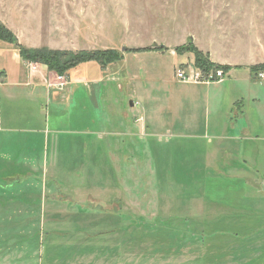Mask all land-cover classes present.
I'll return each instance as SVG.
<instances>
[{
	"label": "rangeland",
	"instance_id": "rangeland-1",
	"mask_svg": "<svg viewBox=\"0 0 264 264\" xmlns=\"http://www.w3.org/2000/svg\"><path fill=\"white\" fill-rule=\"evenodd\" d=\"M0 18L10 22L14 28L21 27L23 44L20 45L30 49L73 52L115 50L124 56L129 50L151 49V46H160L161 43L168 42L172 36L175 37L174 34L192 33L197 29L214 30L215 32L234 31L239 33L235 35L236 41H242V38L246 39L248 35L250 42L264 44V0H0ZM2 21L0 20V23L9 29ZM12 33L18 41L17 35ZM206 38L210 43V36ZM191 44L194 46L189 40L180 47H190ZM134 47L140 48L131 49ZM186 53L194 55L189 50L179 52V54ZM247 56L248 46L246 45L236 48L230 57L234 60H245ZM120 62L105 67L96 62H88L73 67L63 75L50 71L40 62L29 63L35 68H42L49 72L53 82L60 86L61 83H66L70 74L79 69L89 68V70L85 69L84 74L95 78L94 75L98 71H106L110 74H113L116 68L119 71L120 66L117 64ZM141 63V68L144 69L143 74L151 71V73L161 74L162 78H170L176 74L178 70L176 68L186 65H179V63L175 65L170 57L159 60H142ZM60 77L62 79H59ZM225 79L228 80V76ZM94 87L99 93L103 90L102 88L105 90L107 87L105 91L111 98V104L108 106L115 115L113 118L118 119L115 111L117 114L121 112L124 125L126 117H128L127 121H131L133 116H137L138 111L141 113L145 107L155 111L167 105L166 94L162 93L163 90L157 93L154 99H147L135 96L133 90L128 91L125 88L120 90L115 80L105 81ZM131 103H134L135 107H131ZM85 107H88L87 112L92 122L89 130L90 136L86 137L79 134L62 133L70 130V128L67 130L70 123L67 115L64 114L65 109L58 111L53 106L44 103L43 113L40 112L38 116V108L33 114L30 109L27 113L22 107V117L27 118H22V129L27 130L19 136L23 141H28L27 146L22 147L25 150L23 153L30 151L34 155L46 153L50 160L48 179H35V185L45 187L47 181L48 185L55 188V185L62 183L52 177L54 173L51 172L56 149H58V158L64 160L59 163L60 171L65 176L68 175L64 183L69 182L70 186L87 185L97 188L105 185L104 180L106 179L101 176L102 170L107 169L114 173L115 165L107 160L109 150L114 148V143L112 142L110 147L107 142L108 138L107 140L101 139L98 133L92 135L99 128V125L93 124V121L101 122L102 116L95 113L93 105L88 104ZM58 112L61 120L53 125L54 113ZM153 114H151L152 117H158V114ZM166 124L167 122L158 125L157 129L152 130L153 135L143 137L138 144L137 139L133 140V144L136 143L135 147L139 150V159L145 163L146 169L150 170L149 174L150 172L156 174L147 177V171L144 170L142 176L138 178L137 196L143 205L138 212V220L135 219V215L131 214L132 211L129 208L125 209L130 201V196L125 193L123 194L122 215L119 211L116 212L118 218L103 216V210L93 207L90 211L92 213L90 222H83L79 218L74 219V216L67 217L70 218L68 223L60 221L59 224H55L56 227H53L59 233L56 241L66 242L67 239H74L70 242V245H74L71 253L66 254L62 247L58 248L55 255L54 252L52 253L55 258H63L60 264L66 263L67 258L72 264H224L226 262L264 264V225L263 221L256 218L258 214L256 211L248 210L246 218L240 221L244 223L243 225L234 222L230 227L225 224L224 226L217 225L214 222L204 226L202 223L193 225L192 222H188L185 224V220L162 218L163 215L166 217V214L178 217L189 212L186 207L194 204V201H199L204 205L206 202V204L227 206L242 205L245 202L244 192L241 189L243 183L240 179L229 177L227 156L220 157L216 161H206L207 146L202 145L198 139L168 138V130L172 128H168ZM46 128H50L48 132H44ZM56 129L63 131L50 132ZM125 131H127L126 128ZM171 132L172 134L178 133V129H172ZM6 137L7 135L0 134V138ZM88 137L92 140L91 152L86 163H82L80 145ZM131 147L130 144L123 146L122 165L124 169L129 168ZM104 152H106V157L102 156ZM74 172L82 174V177H76ZM129 178L123 177L121 182L123 187L125 182L127 186H130ZM110 181V185L117 184L119 177H112ZM48 191L50 193L51 190L48 189ZM163 192L166 193L163 194ZM37 195L40 194L37 193ZM198 197L201 199L195 200ZM258 200H261L260 195H257L256 201ZM147 201L148 203L155 201V206L159 205L160 209H146ZM161 202L169 203L171 211L166 212L161 209ZM70 204L77 212H81L82 206L85 207L80 202ZM109 212L114 213L115 211ZM58 219L64 220L65 218L60 216ZM228 228L232 230L234 238L227 233ZM217 230H225V234H214ZM46 231L48 234L50 230ZM63 233L69 235L61 236ZM100 233L123 236L153 235L156 240L119 236L120 238L106 239L108 241L89 243L78 242L75 238ZM164 235L170 236L172 248L179 246L180 236L188 239V247L191 245L193 248V238L202 247L197 246L191 251L188 250L187 255L186 253L179 255L177 249L169 248L168 241L164 240L166 238H162ZM64 236L69 238L66 239ZM48 243H45L46 247ZM89 245L90 248H87ZM241 253L245 254L243 256L245 259H241ZM258 254H262L263 257H257ZM233 255H236V258H229ZM45 256L47 257V251ZM36 258L38 259V256Z\"/></svg>",
	"mask_w": 264,
	"mask_h": 264
},
{
	"label": "crops",
	"instance_id": "crops-1",
	"mask_svg": "<svg viewBox=\"0 0 264 264\" xmlns=\"http://www.w3.org/2000/svg\"><path fill=\"white\" fill-rule=\"evenodd\" d=\"M0 20H3L2 22L17 35L19 44H23L21 27L14 28L10 22L2 18ZM203 34H206L205 37ZM236 34L239 33L201 29L192 33L174 34L175 37L172 36L171 40H167L168 42L161 43L160 46H151V49L161 48L162 50L125 53L124 59L117 64L120 70L117 71L116 67L114 69L115 74L98 71L94 75L95 78H91L84 74L86 68H82L70 74L62 87H58V83L53 82L49 72L42 68H35L31 63L23 60L15 45L0 41V134L7 135L6 138H0V264H60L63 258H55L52 253L54 252L55 255L58 248L61 249L60 247L65 250L66 254L71 253L74 245H70V242L74 239H67L69 237L64 236L68 241H56L59 233L53 228L57 226L55 224H59L60 221L68 223L70 218L67 217L69 216H74V219L79 218L83 222H90L91 207L103 210V216L118 218L116 212L119 211L121 214L123 211L124 193L130 196L129 204L125 206V209L129 208L132 211L131 214L135 215L136 218H134L138 220V212L143 207L137 196L138 178L142 176L144 170L147 171V177L156 174L155 172L149 174L150 170H147L145 163L139 159V150L135 147L136 143L133 144V140L137 139V144L140 143L143 137L153 135L152 130L165 122L168 128L178 129V133L175 134H172V129H169L168 138L198 139L202 145L207 146L206 161H216L220 157L227 156L229 177L240 179L243 183L241 189L244 192L245 202L242 205L227 206L206 204V202L204 205L199 201H194V204L190 205L192 207H186L189 212L185 210L186 213L178 217L166 214V217L163 215L162 218L185 220V224L188 222H192L193 225L202 223L204 226L214 222L217 225L224 226L225 224L230 227L234 222L243 225L244 223L240 221L246 218L250 210L258 212L256 218L263 221L264 225V81L259 80L250 69L253 66L264 64V44L250 42L248 35L246 39L236 41ZM206 36H210V43ZM189 40L200 51L208 54L213 64L231 67L225 73V77L228 76L229 79L224 78L222 82L211 84H185L176 78V74L170 78H162L161 74L151 73V71L142 73L144 70L141 68L142 60H159L170 57L175 65L176 63L186 64L176 70L194 66L193 54H179L174 51ZM246 45L248 56L245 60H234L230 57L236 48ZM138 48L140 47L131 49ZM110 80H115L120 90L124 88L128 91L133 90L135 96L147 99H154L157 93L163 90L162 93L166 94L167 105L155 111L145 107L141 113L138 111V115L133 116L131 121H127L128 117H126L124 125L121 112L117 114L115 111L118 119L113 118L115 115L108 106L111 104V98L106 92L107 87L106 91L102 88L100 93L94 87ZM44 103L53 106L58 111L65 109L64 114L67 115L70 123L67 127V130L70 128L68 131L56 129L50 132L63 131L62 133L66 134L90 136L89 130L92 122L87 112L88 107L85 106L93 105L95 113L102 116L101 122L93 121V124L97 123L99 128L92 135L98 133L101 139L107 140L108 138L107 142L110 147L112 142L114 143V148L109 150L107 160L115 165L114 173L107 169L102 170L101 176L106 179L104 180L105 185L97 188L87 185L75 187L65 182L66 185L64 179L68 175L65 176L60 171L59 163L64 160L58 158V149H56L55 160H52L51 172L54 173L52 177L62 183L59 182L61 184L55 185V188L48 185L47 181L45 187L35 185V179H48L50 160L46 153H39V155H34L31 151L23 153L25 150L22 147L27 146L28 141H23L19 136L27 130L22 129V118L27 119L22 117V107L27 113L30 109L33 114L38 108L39 116L40 112L43 113ZM131 107H135V104L131 103ZM152 113L158 114V117H152ZM54 116L53 125H56L61 117L59 112L54 113ZM125 128L127 131L124 132ZM48 129L50 128H46L44 132H48ZM13 137L19 139H11ZM91 144L92 140L88 137L80 145L82 163H86L90 156ZM127 144L132 145L131 157L129 168L124 169L122 150ZM102 156L106 157V152ZM206 166L209 167V165ZM74 174L76 177H82V174L75 172ZM116 176L119 177V182L110 185V179ZM123 177H130L128 180L131 187L127 186L126 182L125 188L123 187L121 183ZM48 189L51 190L50 193ZM257 195H260L261 200L256 201ZM200 199L198 197L195 200ZM71 202H80L85 207L82 206L81 212H77L71 207ZM163 202H161V209L166 212L171 211L170 204ZM149 203L146 202V209H160L159 205L155 206V201ZM60 216L65 219H58ZM46 230H50L48 234ZM231 232L232 230L228 228L227 233L234 238ZM219 233L225 234V230L214 232L216 235ZM63 235L69 234H61ZM119 236L156 240L153 235L123 236L106 233L88 234L85 237L75 238L78 242L90 243L108 241L106 239ZM162 238H166L164 240L168 241L170 248L172 241L170 236L164 235ZM187 241L185 236L184 238L180 236L179 246L171 247L172 250L177 249L179 255L183 253L187 255L188 250L191 251L197 246L202 247L196 243L194 238L193 248L191 245L187 246ZM45 243H48L47 247ZM87 248H90V245ZM46 251L47 257L45 256ZM244 255L241 253V259H245ZM231 257L236 258V255L229 258ZM257 257H263V255L258 254ZM65 262L63 264H72L69 258Z\"/></svg>",
	"mask_w": 264,
	"mask_h": 264
},
{
	"label": "trees",
	"instance_id": "trees-1",
	"mask_svg": "<svg viewBox=\"0 0 264 264\" xmlns=\"http://www.w3.org/2000/svg\"><path fill=\"white\" fill-rule=\"evenodd\" d=\"M0 41L7 42L9 44L15 45L18 49L20 56L26 62H40L45 65L50 71H55L57 74L63 75L66 74L70 69L88 62H96L103 67L120 62L124 59L122 53H119L115 50H94V51H63V50H46V49H30L24 46H21L17 41V38L14 34L7 29L3 24L0 23ZM190 47H179L176 49V52H185L192 51L195 56L194 67L198 70H201L204 73H208L212 70L218 71L222 70L224 73H227L231 67L221 66L213 64L209 55L203 53L198 48L189 45ZM151 50H162L158 49H145V50H129V52H145ZM252 72L257 74L259 71H264V64L253 66L250 68Z\"/></svg>",
	"mask_w": 264,
	"mask_h": 264
},
{
	"label": "built area",
	"instance_id": "built-area-1",
	"mask_svg": "<svg viewBox=\"0 0 264 264\" xmlns=\"http://www.w3.org/2000/svg\"><path fill=\"white\" fill-rule=\"evenodd\" d=\"M256 76L259 80L264 81V71H259ZM176 78L185 84H211L222 82L225 78V73L222 70H212L208 73H204L194 66H187L185 68H179L176 71ZM59 79L62 78L60 77ZM60 86L62 87L63 83H61ZM60 86L58 85V87Z\"/></svg>",
	"mask_w": 264,
	"mask_h": 264
}]
</instances>
